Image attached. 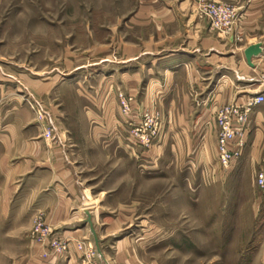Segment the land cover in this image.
Wrapping results in <instances>:
<instances>
[{
    "label": "crops",
    "instance_id": "1",
    "mask_svg": "<svg viewBox=\"0 0 264 264\" xmlns=\"http://www.w3.org/2000/svg\"><path fill=\"white\" fill-rule=\"evenodd\" d=\"M177 1L175 8H163V50L141 52L112 63L107 75L95 78V90L88 83L75 84V89L81 90L79 95L87 97L80 124L67 125L55 108L52 120L46 123L15 92L24 88L36 98L50 100L63 89L56 86L55 79L40 80L22 73L16 77L23 88L16 87L7 78L9 72L0 68V252L5 248L1 237L18 235L22 228L17 222L36 214L43 215L56 236L69 242L67 253L45 260L39 257L41 245L30 243L28 254L13 264H84L91 248L88 238L93 239L85 213L95 237L98 220L111 223L114 219L103 212L109 210V196L103 191L92 194V187L81 180V162L71 164L66 158L82 156V143L95 148L117 144L121 135L134 148L136 142L128 129L137 124L142 109L150 110L148 101L156 99V95L151 97L152 91L160 96V102L163 100V130L148 149L146 163L151 166L158 161L156 153L163 152V166L168 168L174 160L179 170L187 173L184 178L190 175L200 186L223 183L251 189L257 203L264 204V191L255 184L258 169L264 164V100L253 107L246 145L228 170L216 164L214 123V114L222 106L243 104L259 95L264 98V0H230L239 16L230 37L210 32L206 22L194 14L192 0ZM256 44L261 45V53L248 64L244 51ZM120 91L134 100L130 114L127 107L123 115L124 104H117L115 95ZM56 121L67 132L57 140ZM46 129H52L51 139L43 137ZM115 228L116 224L106 226V237L114 236ZM97 238L99 249L94 247L103 264L107 263L105 256L120 255L116 249L125 238L110 241L104 251V237Z\"/></svg>",
    "mask_w": 264,
    "mask_h": 264
},
{
    "label": "rangeland",
    "instance_id": "2",
    "mask_svg": "<svg viewBox=\"0 0 264 264\" xmlns=\"http://www.w3.org/2000/svg\"><path fill=\"white\" fill-rule=\"evenodd\" d=\"M215 1L236 8L230 0ZM177 2L0 0V68L9 72L7 78L16 87L23 88L16 77L22 73L40 80L55 79L56 86L63 89L50 100L36 98L24 88H15V92L46 123L52 120L55 108L67 125L80 124L87 97L79 95L81 90L75 84L88 83L93 88L95 78L107 75L112 63L163 50V8H175ZM197 2L192 0L194 14ZM141 82L144 86L146 80ZM153 95L156 99L148 101L150 110L142 109L137 118V124L145 115L158 119L159 132L152 146L163 130V100L152 91ZM115 97L117 104H124L123 115L127 107L130 114L133 98L121 91ZM54 123L57 140L67 132ZM119 137V143L97 148L82 143V156L66 158L71 164L81 162V180L92 187V194L103 191L109 196V210L103 212L114 220L96 222V238L104 237L103 251L110 241L125 238L116 249L120 255L105 256L106 264H264V204L257 203L251 189L223 183L200 186L190 175L184 178L187 173L174 160L165 168L163 152L156 153L158 161L149 166L148 148L138 144L133 148L125 135ZM148 167L155 169H145ZM37 216L18 221L22 228L18 235L1 237L5 248L0 252V264L20 261L28 254L30 243L41 245L39 257L44 260L68 252V240L56 236L43 215L40 223L46 228H39ZM109 224H116L112 237L104 232ZM8 227L12 229L10 222ZM87 243L95 264H103L95 250L99 241L96 245L88 238ZM64 246L66 251L61 252Z\"/></svg>",
    "mask_w": 264,
    "mask_h": 264
},
{
    "label": "built area",
    "instance_id": "3",
    "mask_svg": "<svg viewBox=\"0 0 264 264\" xmlns=\"http://www.w3.org/2000/svg\"><path fill=\"white\" fill-rule=\"evenodd\" d=\"M196 17L206 22L208 30L221 37L234 35L239 16L234 6L215 0H198L196 4ZM263 96H256L243 104L230 103L219 108L214 114L216 126V164L222 170H228L239 160L246 145L248 136V123L252 109L263 102ZM33 108L32 106H29ZM159 123L154 116L145 115L138 124H131L129 135L136 144L150 148L153 140L158 136ZM45 139L53 137L52 129L43 132ZM255 184L259 191H264V164H261L255 178ZM41 215L36 217L38 227L46 226L41 222ZM44 228V229H45ZM65 250L64 248L61 249ZM84 264H95L93 250L88 249Z\"/></svg>",
    "mask_w": 264,
    "mask_h": 264
},
{
    "label": "water",
    "instance_id": "4",
    "mask_svg": "<svg viewBox=\"0 0 264 264\" xmlns=\"http://www.w3.org/2000/svg\"><path fill=\"white\" fill-rule=\"evenodd\" d=\"M260 53H261V45L260 44H256L254 46L248 47L244 51V57H245L246 62L249 64L251 58L255 57V56H258ZM85 214L87 216L86 223L89 225L90 232L92 234V237L94 239L95 244L97 245V238L95 237V234H94V231H93V228H92V225H91V221H90L89 215H88V213H85Z\"/></svg>",
    "mask_w": 264,
    "mask_h": 264
}]
</instances>
